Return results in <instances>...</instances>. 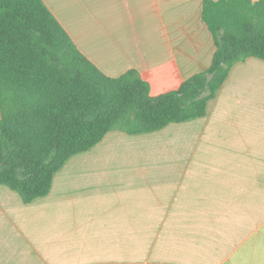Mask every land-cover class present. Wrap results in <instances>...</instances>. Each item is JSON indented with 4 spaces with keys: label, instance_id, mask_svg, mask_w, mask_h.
Returning <instances> with one entry per match:
<instances>
[{
    "label": "crops",
    "instance_id": "1",
    "mask_svg": "<svg viewBox=\"0 0 264 264\" xmlns=\"http://www.w3.org/2000/svg\"><path fill=\"white\" fill-rule=\"evenodd\" d=\"M43 1L100 70L134 68L152 96L215 50L203 0ZM0 264H264V60L235 63L203 116L107 132L45 197L0 184Z\"/></svg>",
    "mask_w": 264,
    "mask_h": 264
},
{
    "label": "trees",
    "instance_id": "2",
    "mask_svg": "<svg viewBox=\"0 0 264 264\" xmlns=\"http://www.w3.org/2000/svg\"><path fill=\"white\" fill-rule=\"evenodd\" d=\"M201 18L215 44L209 66L152 96L136 69L100 70L43 0H0V184L30 203L107 132L203 116L235 63L264 60V0H203Z\"/></svg>",
    "mask_w": 264,
    "mask_h": 264
}]
</instances>
